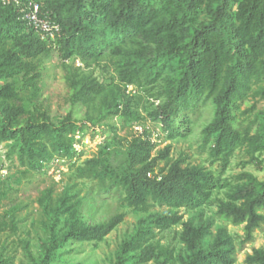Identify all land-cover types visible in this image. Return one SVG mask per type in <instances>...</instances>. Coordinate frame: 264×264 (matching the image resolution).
<instances>
[{
	"label": "trees",
	"instance_id": "obj_1",
	"mask_svg": "<svg viewBox=\"0 0 264 264\" xmlns=\"http://www.w3.org/2000/svg\"><path fill=\"white\" fill-rule=\"evenodd\" d=\"M35 1L41 13L60 25L56 40L42 39L20 18L17 6L0 0V139L14 142L22 166L42 172L54 156L72 160L80 155L76 136L89 124H104L117 133V123L110 120L117 118L122 125L140 121L141 95L128 93L131 85L143 88L163 82L151 95L160 100L151 117L162 124L170 139L188 136L190 112L213 99L215 115L203 134L204 144L211 145V156L220 164L218 174L200 165H184L180 158L171 161L170 146L155 154L157 143L147 131L129 141L125 166L114 168L99 156L87 160L80 172L98 177L107 191L124 189L129 207L149 213L120 243L110 264H235L237 243L227 227H218L210 238L212 219L200 213L184 220L179 210L199 209L217 189L228 186L222 176L237 149L246 150L248 163L264 152V126L254 134L236 127L241 105L252 95L264 96V0ZM202 7L208 19L191 25L190 19ZM55 44L64 60L75 56L88 64L106 50L118 56L117 93L81 67H70L66 75L70 101L87 108L84 121L79 123L70 111L57 123L46 112L32 113L21 122L26 109L19 104L18 80H8L22 75L21 80L38 92L41 59ZM113 141L120 143L117 136ZM161 160L165 165L159 168ZM241 178L244 182L219 200L218 214L234 225H244L240 241L244 245L254 240L255 231L264 224V181L249 173ZM74 199L68 190L56 199L50 192L41 197L51 235L44 253L32 264L59 260L60 248L71 240L102 241L124 221L125 214L119 213L108 221L88 224ZM156 206L169 210L151 212ZM62 222L65 227L59 229ZM14 224L13 219L0 218V234L15 228ZM178 224L183 227L184 247L176 253L157 236ZM245 262L264 264V248H254ZM0 264L7 262L0 257Z\"/></svg>",
	"mask_w": 264,
	"mask_h": 264
},
{
	"label": "rangeland",
	"instance_id": "obj_2",
	"mask_svg": "<svg viewBox=\"0 0 264 264\" xmlns=\"http://www.w3.org/2000/svg\"><path fill=\"white\" fill-rule=\"evenodd\" d=\"M208 15L205 7L200 9L199 15L190 19L191 25L196 26L206 21ZM117 59L110 50H106L102 56L84 63L75 56L64 60L56 44L52 47L48 56L41 59L42 77L39 81L40 90L35 92L31 85L18 79L8 81L17 82V90L20 93V101L25 109L21 117L24 122L32 113L46 112L53 122L61 121L70 111L74 118L82 123L86 117L87 108L81 104L75 106L70 101L71 90L66 81V75L70 67H81L82 71L93 75L104 82L108 89L117 93V85L120 84L117 71ZM158 84L150 87L137 88L129 86L127 92L141 95L138 100L139 110L142 115L140 121H129L125 125L119 123L117 118L110 120L117 123V133L109 130L104 124L91 126L83 134L76 136V148L80 155L74 159H61L54 156L45 166L42 172L28 170L22 166L18 158L17 148L12 140L0 139V181L3 193L0 196V218L15 222V228L8 229L0 234V257L7 264H32L38 260L47 246L51 235L46 225V218L40 205V199L50 192L54 199L58 198L65 190L75 195L78 201L79 215L88 224H96L108 221L111 217L124 213V221L110 232L104 240L96 242L71 240L60 248L61 258L51 264H110L115 259V253L120 243L129 236L138 221L149 213L136 212L125 201V191L122 188L113 187L108 191L102 181L96 176H83L80 172L85 167L86 161L101 157L114 168H121L127 164V147L129 141L138 135L149 134L152 141L157 143L154 153L171 147L170 159H183L184 165H200L215 174L220 172V164L211 156V145L204 144V128L213 120L216 103L210 99L199 109L190 112L191 132L186 137L176 136L170 139L168 133L163 130L162 124L153 120L151 112L159 105L151 95L160 89ZM1 84H4L2 81ZM242 114L244 111H249ZM239 129H250L256 133L264 126V96L252 95L244 102L238 111ZM117 136L120 143L113 141ZM104 147V153L101 152ZM257 160L250 162V156L244 148L235 151L230 165L223 174V179L228 181V186L217 189L211 201L196 210L180 209V213L187 220L192 215L203 213L205 218L214 221L212 235L216 234L218 227H227L237 243L235 264H247L246 256L252 253L254 248H264V224L255 231L252 242L242 245L240 241L244 236V225H234L221 218L218 214L219 200L226 199L231 187L243 183L241 175L252 174L259 181H264V152L256 154ZM247 163V164H244ZM165 165L160 161L159 168ZM169 210L166 206H156L151 212L162 213ZM264 213V210H261ZM65 222L59 225L64 229ZM181 224L159 232L157 239L178 253L184 244L180 240ZM148 264H157L151 261Z\"/></svg>",
	"mask_w": 264,
	"mask_h": 264
},
{
	"label": "built area",
	"instance_id": "obj_3",
	"mask_svg": "<svg viewBox=\"0 0 264 264\" xmlns=\"http://www.w3.org/2000/svg\"><path fill=\"white\" fill-rule=\"evenodd\" d=\"M1 2L4 5L17 6L20 18L32 27L42 39L56 40L61 35L60 25L48 14L41 13L40 4L35 0H1Z\"/></svg>",
	"mask_w": 264,
	"mask_h": 264
}]
</instances>
